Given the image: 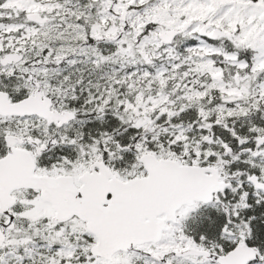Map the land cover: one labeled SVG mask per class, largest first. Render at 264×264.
<instances>
[{
	"label": "snow or ice",
	"instance_id": "6c2138e0",
	"mask_svg": "<svg viewBox=\"0 0 264 264\" xmlns=\"http://www.w3.org/2000/svg\"><path fill=\"white\" fill-rule=\"evenodd\" d=\"M0 264H264V0H0Z\"/></svg>",
	"mask_w": 264,
	"mask_h": 264
}]
</instances>
